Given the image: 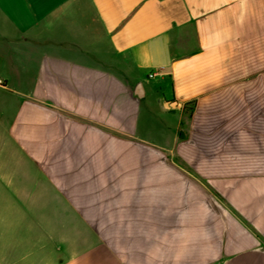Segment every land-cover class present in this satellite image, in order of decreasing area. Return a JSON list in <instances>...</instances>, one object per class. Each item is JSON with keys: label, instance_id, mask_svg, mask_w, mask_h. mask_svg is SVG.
Here are the masks:
<instances>
[{"label": "crops", "instance_id": "crops-1", "mask_svg": "<svg viewBox=\"0 0 264 264\" xmlns=\"http://www.w3.org/2000/svg\"><path fill=\"white\" fill-rule=\"evenodd\" d=\"M0 76V264H264V0H0Z\"/></svg>", "mask_w": 264, "mask_h": 264}, {"label": "built area", "instance_id": "built-area-1", "mask_svg": "<svg viewBox=\"0 0 264 264\" xmlns=\"http://www.w3.org/2000/svg\"><path fill=\"white\" fill-rule=\"evenodd\" d=\"M149 76H151V74ZM3 83H4V80L0 76V85H3Z\"/></svg>", "mask_w": 264, "mask_h": 264}]
</instances>
